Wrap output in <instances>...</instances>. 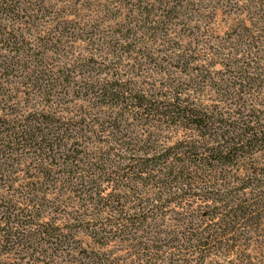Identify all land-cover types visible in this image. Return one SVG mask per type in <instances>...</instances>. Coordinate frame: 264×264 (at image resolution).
I'll use <instances>...</instances> for the list:
<instances>
[{"label":"trees","instance_id":"obj_1","mask_svg":"<svg viewBox=\"0 0 264 264\" xmlns=\"http://www.w3.org/2000/svg\"><path fill=\"white\" fill-rule=\"evenodd\" d=\"M71 2L0 0V264H255L264 11L218 42L197 0Z\"/></svg>","mask_w":264,"mask_h":264},{"label":"rangeland","instance_id":"obj_2","mask_svg":"<svg viewBox=\"0 0 264 264\" xmlns=\"http://www.w3.org/2000/svg\"><path fill=\"white\" fill-rule=\"evenodd\" d=\"M33 1V0H30ZM115 1V0H114ZM203 7L200 10L201 13L204 14V16H209L210 20H208L206 27L208 34H210V37L218 42H222L227 39L228 34L230 33L231 26L233 24H244L245 20H247L248 17L252 16L253 14L264 11V0H197ZM46 5L48 9H52V17L57 18L61 17V19L66 20L69 18H73L72 21L77 23L79 21H83L84 23H88L87 21H95L96 17H99L100 14V5L97 3V5L89 8L84 9L83 6L79 5L77 7L76 13L74 15H70L71 9H72V2L71 0H46ZM119 10V9H118ZM117 10V11H118ZM124 11H120L119 15H122L118 21L109 23L108 28L114 29L116 28L119 23L124 22ZM53 19L52 23H55ZM61 21V20H60ZM59 21V22H60ZM85 45L83 43H78V47H76L77 52L85 51L83 47ZM262 51V57L264 59V44L261 48ZM84 53V52H83ZM217 69V68H215ZM178 76V75H177ZM158 78V77H157ZM179 79L183 80L184 77H178ZM259 93V94H257ZM261 92H254L257 97V103L260 102V98H262ZM211 93L206 91L205 96H203V100L205 102L211 103ZM263 105L264 102L262 101ZM264 108V107H260ZM180 135V133L175 132L172 136V138L177 139ZM241 164H244L246 167H252L256 169H264V155L259 156L254 155L253 157H250L247 160H244L241 162ZM196 168V167H195ZM192 169L189 173H187L191 179L193 180L197 173H202L207 178L212 177V173L206 169ZM225 176H230L233 179L237 177H241L243 173L236 172L232 167H228L224 169L223 173H220ZM257 178V183H259L258 187L254 189L256 193H264V173H258V175H255ZM19 183L23 185L25 182L24 179H20ZM236 184V182H234ZM195 185V184H194ZM194 185L192 187H194ZM132 189L135 190V185H131ZM236 187V186H235ZM106 190H109L110 187H105ZM264 199V195H263ZM191 204L195 206H201V202H191ZM203 206V205H202ZM188 207V204L187 206ZM197 207V208H198ZM259 212L262 213L264 216V208L259 209ZM167 226L170 227V225L173 224L172 221L167 219L166 221ZM264 242V222H261L258 225V229L252 234H250V237L247 239V247H244L242 245V242H238L237 248L235 250V253L241 255H245V257H249L251 261H253L255 264H264V249L260 248V243ZM217 263L220 264L222 262H226V264H240L239 259L236 258L235 254L230 255L227 261H224L220 256L214 255L211 258V263Z\"/></svg>","mask_w":264,"mask_h":264}]
</instances>
